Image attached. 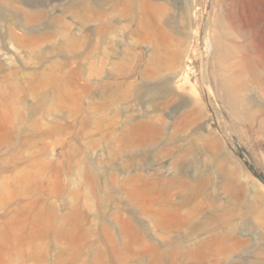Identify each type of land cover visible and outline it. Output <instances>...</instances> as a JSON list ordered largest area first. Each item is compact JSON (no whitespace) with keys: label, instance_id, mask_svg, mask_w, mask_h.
Listing matches in <instances>:
<instances>
[{"label":"rangeland","instance_id":"374dc122","mask_svg":"<svg viewBox=\"0 0 264 264\" xmlns=\"http://www.w3.org/2000/svg\"><path fill=\"white\" fill-rule=\"evenodd\" d=\"M0 264H264V0H0Z\"/></svg>","mask_w":264,"mask_h":264},{"label":"bare ground","instance_id":"6f19581e","mask_svg":"<svg viewBox=\"0 0 264 264\" xmlns=\"http://www.w3.org/2000/svg\"><path fill=\"white\" fill-rule=\"evenodd\" d=\"M177 83L178 86L183 87V85L185 84V79L181 77L180 79H178Z\"/></svg>","mask_w":264,"mask_h":264}]
</instances>
